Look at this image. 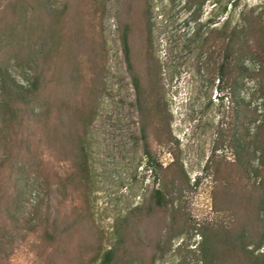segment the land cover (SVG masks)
Listing matches in <instances>:
<instances>
[{
    "label": "rangeland",
    "instance_id": "1",
    "mask_svg": "<svg viewBox=\"0 0 264 264\" xmlns=\"http://www.w3.org/2000/svg\"><path fill=\"white\" fill-rule=\"evenodd\" d=\"M0 71V264H264V0H0Z\"/></svg>",
    "mask_w": 264,
    "mask_h": 264
},
{
    "label": "trees",
    "instance_id": "2",
    "mask_svg": "<svg viewBox=\"0 0 264 264\" xmlns=\"http://www.w3.org/2000/svg\"><path fill=\"white\" fill-rule=\"evenodd\" d=\"M123 43H124V49H125V55L127 58H129V48L127 43V34H124L123 36ZM1 74V90H2V102L0 104V119L1 118H7L8 115H12V117H16L18 114L16 110H14V107H16L17 104H25L29 105L32 100L36 99L38 97L40 90L42 88V82L44 81V76L41 73L36 75L33 80L29 82L28 87H23L19 84H17L13 79L9 77V75L6 72L0 71ZM264 84V82H263ZM135 86L138 88V85L135 80ZM262 89L260 90L261 97L260 99H263V105H264V94L261 93ZM251 121L254 123H257L261 120V123L256 126L257 131V137L261 132H264V114L257 116L256 113L251 115ZM220 151V150H218ZM261 152V155L264 157V146L262 144L261 147H257L255 149V154L257 152ZM262 164L264 165V158L262 159ZM262 165V166H263ZM153 198L156 200L157 206L161 207L164 206L163 202V195L162 193L157 190L154 191ZM264 246V245H263ZM112 260V252H107L104 255V258L102 259V264H110Z\"/></svg>",
    "mask_w": 264,
    "mask_h": 264
}]
</instances>
